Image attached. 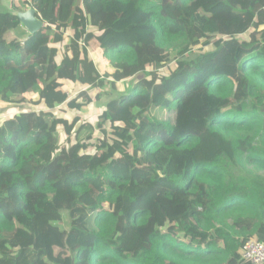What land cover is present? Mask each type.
I'll use <instances>...</instances> for the list:
<instances>
[{
	"label": "trees",
	"instance_id": "16d2710c",
	"mask_svg": "<svg viewBox=\"0 0 264 264\" xmlns=\"http://www.w3.org/2000/svg\"><path fill=\"white\" fill-rule=\"evenodd\" d=\"M132 4L151 32L127 42L114 30L137 19ZM21 7L44 27L0 14V106L37 85L79 101L0 122V264H252L244 245L264 243V0ZM98 50L112 73L97 70ZM130 80L97 138L82 97Z\"/></svg>",
	"mask_w": 264,
	"mask_h": 264
},
{
	"label": "rangeland",
	"instance_id": "374dc122",
	"mask_svg": "<svg viewBox=\"0 0 264 264\" xmlns=\"http://www.w3.org/2000/svg\"><path fill=\"white\" fill-rule=\"evenodd\" d=\"M15 3L17 6H15ZM8 4L9 8L15 11L18 9H22L21 0H8ZM134 5L135 4H132L126 7V10H128L131 14L136 15L137 19H134L132 17L126 20H122L119 23L120 25L116 26L114 30V33L118 34L117 36H119L121 40L127 42H135L136 40L140 39L141 36H143L144 34L151 32V30H148L146 28L144 22L141 21L144 18L140 15L138 9H134ZM79 6H81V2H79ZM14 34V32H10L9 34H7V39L10 40L13 36H15ZM91 55L94 65L96 66L97 70L100 72L101 75L104 73L113 72V69L110 68V64L103 57L102 51L99 50L98 52H94ZM191 58H194V56H192ZM143 76L144 74H140L137 79L142 78ZM133 82L134 80H130L126 81L125 84H112L103 88H95L93 92L89 90L87 91L86 95L82 97L81 101L85 100L86 97H91L92 99V105L84 110L85 116L83 118V122L92 123L93 125H95L97 138L105 136V128L98 127L99 124H103V120L100 116L102 115L101 113L104 106L108 104L109 101L119 98L125 90H130L132 88ZM115 89L118 91H116ZM106 91L110 92L111 97L101 98V94H104ZM52 93L57 94V92ZM76 95L78 94H75L74 92H67L65 91V89H63L59 91L58 95L52 96L45 91L42 85H37L31 93H28L27 95L21 98L22 101L21 103H19V105H11L7 107L0 106V122L12 113L10 112V110L12 109L37 113L58 112L66 110L67 108H69V104L71 102L75 100L79 101V98H77ZM108 130L109 129H107V131ZM105 207L107 208V205H105ZM58 226L62 231H71V219L67 213L63 214V219L58 223ZM56 241L58 243V238H56ZM76 243H82V241L73 238L70 239V244ZM39 247L46 248L45 243L40 241Z\"/></svg>",
	"mask_w": 264,
	"mask_h": 264
},
{
	"label": "water",
	"instance_id": "95a60500",
	"mask_svg": "<svg viewBox=\"0 0 264 264\" xmlns=\"http://www.w3.org/2000/svg\"><path fill=\"white\" fill-rule=\"evenodd\" d=\"M0 14L17 16L20 20L22 29L31 34L37 33L44 27V23L36 17V12L33 9L19 12L9 8V6L0 1Z\"/></svg>",
	"mask_w": 264,
	"mask_h": 264
},
{
	"label": "built area",
	"instance_id": "2783aa9c",
	"mask_svg": "<svg viewBox=\"0 0 264 264\" xmlns=\"http://www.w3.org/2000/svg\"><path fill=\"white\" fill-rule=\"evenodd\" d=\"M242 256L253 264H264V243L249 240L243 247Z\"/></svg>",
	"mask_w": 264,
	"mask_h": 264
},
{
	"label": "crops",
	"instance_id": "0c3cea01",
	"mask_svg": "<svg viewBox=\"0 0 264 264\" xmlns=\"http://www.w3.org/2000/svg\"><path fill=\"white\" fill-rule=\"evenodd\" d=\"M0 1L3 2V3H5V5L9 6V4H8V0H0ZM15 6H17L16 3H15ZM15 8H16V7H15ZM23 10L26 11L25 9H23ZM98 51H99V50H98ZM98 51H97V52H98ZM105 106H106V105H105ZM105 106H104V107H105Z\"/></svg>",
	"mask_w": 264,
	"mask_h": 264
},
{
	"label": "clouds",
	"instance_id": "9594fccd",
	"mask_svg": "<svg viewBox=\"0 0 264 264\" xmlns=\"http://www.w3.org/2000/svg\"><path fill=\"white\" fill-rule=\"evenodd\" d=\"M101 51V50H100ZM109 63V62H108ZM105 74V73H104ZM104 74H102V75H104Z\"/></svg>",
	"mask_w": 264,
	"mask_h": 264
}]
</instances>
